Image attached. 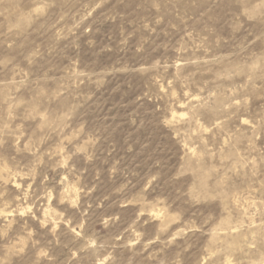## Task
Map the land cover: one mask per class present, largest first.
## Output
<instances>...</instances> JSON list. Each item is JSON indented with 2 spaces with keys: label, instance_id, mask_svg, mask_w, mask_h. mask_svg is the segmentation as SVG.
I'll return each mask as SVG.
<instances>
[{
  "label": "rangeland",
  "instance_id": "obj_1",
  "mask_svg": "<svg viewBox=\"0 0 264 264\" xmlns=\"http://www.w3.org/2000/svg\"><path fill=\"white\" fill-rule=\"evenodd\" d=\"M0 264H264V0H0Z\"/></svg>",
  "mask_w": 264,
  "mask_h": 264
}]
</instances>
